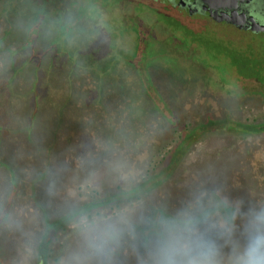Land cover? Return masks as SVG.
<instances>
[{
    "label": "rangeland",
    "instance_id": "1",
    "mask_svg": "<svg viewBox=\"0 0 264 264\" xmlns=\"http://www.w3.org/2000/svg\"><path fill=\"white\" fill-rule=\"evenodd\" d=\"M29 1L0 0V264H37L41 255L42 264H76L83 254L75 225L97 213L133 220L104 264H146L147 220L175 214L194 194L245 210L264 203L261 114L252 113L250 128L262 132L242 138L215 129L191 144L198 124L245 118L235 102L203 99L165 117L146 96L134 48L121 46L126 34L106 38L91 26L71 28L60 43L45 30V40L30 37ZM169 59L154 56L141 68L166 95L180 78ZM202 84L180 86L198 93ZM182 137L187 151L174 164ZM91 201L100 203L82 208Z\"/></svg>",
    "mask_w": 264,
    "mask_h": 264
},
{
    "label": "flooded vegetation",
    "instance_id": "2",
    "mask_svg": "<svg viewBox=\"0 0 264 264\" xmlns=\"http://www.w3.org/2000/svg\"><path fill=\"white\" fill-rule=\"evenodd\" d=\"M29 2L35 10L30 37L41 35L45 40V30L47 35H51L49 41L60 43L67 38L71 28L91 26L105 34L106 38L126 34L128 38L121 46L123 50L134 48L131 61L139 67V77L144 78L146 96L157 101L156 109L165 117L175 112L183 114L185 106L203 99L235 102L234 110L241 112L245 118L230 120L226 124H198L194 127L196 135L192 134L191 144L207 134H213L215 129H227L245 138L244 135H250L254 130H235L231 124L237 127L240 124L250 125L252 113L264 117V0ZM163 54L170 58L171 66L180 71V78L173 80L175 87L167 95L154 88L149 72L144 73L141 69L146 60L159 55L162 57ZM179 67L189 69L180 70ZM185 79L203 82L202 89L198 93L192 90L182 92L180 85ZM150 89L154 91L148 92ZM167 99L170 100L169 105L165 102ZM252 100L263 102V106L258 105V112L254 110L255 104L249 103ZM217 110L229 112L227 108L218 107ZM186 141L187 137H182L176 143L169 157L172 163L181 160L186 153L187 150L183 149ZM39 260L43 261V258Z\"/></svg>",
    "mask_w": 264,
    "mask_h": 264
},
{
    "label": "clouds",
    "instance_id": "3",
    "mask_svg": "<svg viewBox=\"0 0 264 264\" xmlns=\"http://www.w3.org/2000/svg\"><path fill=\"white\" fill-rule=\"evenodd\" d=\"M147 224L146 264H264V203L245 210L194 194L175 214L158 213ZM75 227L83 254L76 264L91 258L104 264L133 220L97 213L82 215Z\"/></svg>",
    "mask_w": 264,
    "mask_h": 264
},
{
    "label": "trees",
    "instance_id": "4",
    "mask_svg": "<svg viewBox=\"0 0 264 264\" xmlns=\"http://www.w3.org/2000/svg\"><path fill=\"white\" fill-rule=\"evenodd\" d=\"M263 125H264V123H262ZM239 126H241V127H243L244 128V130L245 131H248V129H250V125L248 124H245V125H243V124H240ZM264 127V126H263ZM243 131V130H242ZM262 131V130H261ZM254 132H256V130H254ZM260 132V131H259ZM257 133V132H256ZM100 203V201H91V202H89V203H87V204H85L84 206H82V208L83 209H86V210H88V209H90V208H92L93 206H96V205H98ZM81 211L79 210V209H77L76 211H75V215H77V214H79ZM71 217V216H70ZM40 257H42L43 258V256L41 255ZM37 264H42V260H38V263Z\"/></svg>",
    "mask_w": 264,
    "mask_h": 264
}]
</instances>
